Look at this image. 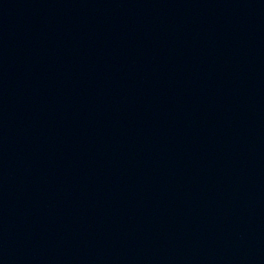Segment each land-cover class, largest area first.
<instances>
[{"label":"water","instance_id":"water-1","mask_svg":"<svg viewBox=\"0 0 264 264\" xmlns=\"http://www.w3.org/2000/svg\"><path fill=\"white\" fill-rule=\"evenodd\" d=\"M52 264H264V0H26Z\"/></svg>","mask_w":264,"mask_h":264}]
</instances>
